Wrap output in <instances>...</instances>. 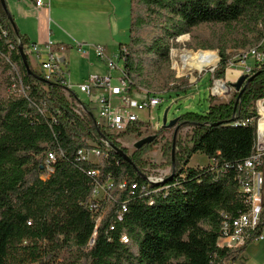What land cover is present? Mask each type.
<instances>
[{
  "label": "trees",
  "instance_id": "trees-1",
  "mask_svg": "<svg viewBox=\"0 0 264 264\" xmlns=\"http://www.w3.org/2000/svg\"><path fill=\"white\" fill-rule=\"evenodd\" d=\"M131 3L130 42L127 52L121 47L119 53L131 96L158 97L150 95L146 77L169 67L175 41L200 26L235 25L256 30L264 39V0ZM21 45L25 50L33 46L20 31L15 33L0 0V54L11 53L10 63L20 68L24 87L18 97L0 101V264H221L236 260L263 233L264 214L245 247H219L222 213L237 217L246 210L237 173L217 174L210 165L193 168L189 163L199 153L218 167L251 156L256 127L243 124L256 115L254 103L264 98V67L255 70L236 110L235 92L228 103L212 104L205 114L178 119L180 130L190 127L192 132L176 141V171L165 183L149 187L148 169L173 163V141L163 147L165 163L145 159L166 129L160 128L156 139L136 150L132 163L126 162L110 145L129 154L119 138L126 133L140 139L144 124L131 125L121 135L109 133L65 80L44 82L29 75ZM220 57L215 79L224 78L229 62L226 50ZM77 104L83 107L80 113ZM83 149L99 150L102 157L96 164L82 160ZM49 154L56 155L50 174ZM108 181L112 187L107 196L93 199L96 187ZM123 181L127 187L120 190ZM133 184L137 189H131Z\"/></svg>",
  "mask_w": 264,
  "mask_h": 264
},
{
  "label": "built area",
  "instance_id": "built-area-1",
  "mask_svg": "<svg viewBox=\"0 0 264 264\" xmlns=\"http://www.w3.org/2000/svg\"><path fill=\"white\" fill-rule=\"evenodd\" d=\"M36 4L38 7H43L45 6V1L36 0ZM259 27L262 28V24H259ZM262 45H264V39L262 44H259L248 51L242 52L239 55L238 60L234 61L233 59H229L227 68L240 66L242 67L243 75L247 74L251 77L257 68L264 67V50L261 49ZM76 46L78 47V51L86 52L84 45L77 43ZM53 47L54 44L49 43L46 46V53H43L42 49L36 45L28 49L30 50L29 53L36 55L41 67V73L39 75L45 81L55 82L61 79L66 82L65 75L67 71L68 57L62 52L53 51ZM94 47L96 49L97 58L105 59L106 54L103 47L100 45ZM11 49H13V47H11ZM122 49L123 53L127 52L126 47H123ZM119 62L123 64L120 54L115 58L108 59L107 68L110 72L105 76H90L79 86L80 91L85 93L88 97H92L94 91L97 89L106 92L98 97L97 107L99 110L98 117L109 133L114 135L124 134L129 126L139 122L138 113L143 111L150 113V117L145 121V124H150L159 131L161 128L159 124H152V121L155 119L152 113L160 106L162 100L158 97L144 96L143 98L138 99L131 96L129 94V80L124 74L123 66H119ZM216 67L217 66L211 71L214 72ZM114 72L118 73V86L115 87L113 86V80L115 79ZM213 80L214 85L211 90L213 97H231L235 90L228 82H225L223 79H215L214 76ZM13 86L14 88L17 87L16 84ZM67 86L70 88L69 84H67ZM114 96H116L117 101ZM77 106L79 108L77 112L80 113V109L83 110V107L79 104H77ZM254 110L256 111V115L243 124L244 126L249 124L256 127V141L251 156L235 165L224 164L222 167H218L217 164L209 159L208 164H206L210 165L211 169L217 174L236 171L238 193L246 207V210L240 213L237 217L228 216L227 214L222 213L224 220L218 239V246L221 248L237 250L245 247L247 242L255 235L264 214V98L259 99L254 103ZM91 153L96 156V159H98L99 162L102 157V153L99 150L87 151L83 149L79 152V156L82 160L92 162L90 158ZM55 160L56 155L49 154L48 159L46 160L48 174L53 172L51 164L54 163ZM97 174V171L92 172V175ZM170 174H172V170L164 174L160 173V171L147 174L149 187L165 183L166 177ZM111 187V181H108L106 186H97L93 194V199H98L97 197H99V194L101 195L103 192H105L104 197H106L107 190ZM126 187V181H123L119 185L120 190H124ZM131 189H137V185L133 184ZM123 211L126 212V209ZM121 240L124 243H128V238L126 236H123ZM263 241L264 231L260 236L253 240V242ZM93 243L94 241H91L90 245H93ZM221 264L239 263L236 260L227 259Z\"/></svg>",
  "mask_w": 264,
  "mask_h": 264
},
{
  "label": "rangeland",
  "instance_id": "rangeland-1",
  "mask_svg": "<svg viewBox=\"0 0 264 264\" xmlns=\"http://www.w3.org/2000/svg\"><path fill=\"white\" fill-rule=\"evenodd\" d=\"M257 32L255 30L251 33L235 25L225 27L223 25L209 24L200 26L191 34L179 37L174 43V48L171 50V65L162 70L150 72L146 77L148 84L147 90L151 92L150 95H157L159 99L162 100L160 106L152 113L155 118L152 124H159L162 128L163 118L166 113L168 123H170L187 113L205 114L209 110L212 101H230L235 91L231 97L227 98L213 97L211 92L214 85L212 76H214L213 74L218 68L221 60L220 52L226 50L229 59H233L234 61L238 60L242 52L262 44V40L258 38ZM154 33L155 31H152L144 34V36H152ZM206 47L212 48V50H203V48ZM189 52L199 57L206 55L217 56L218 65L216 64L217 67L214 72L211 70L214 69L216 65L201 71L192 73L185 72L181 57ZM10 54V52L8 55L0 54V101H7L12 97H18L24 92L22 73L17 64L10 63ZM32 61H34L33 58ZM35 66L36 69L34 71L40 74V63L36 62ZM119 66L121 67L123 64L119 62ZM117 75L118 73L114 72V77H117ZM242 75V67H228L223 80L229 84H233L237 82ZM185 83L188 84L187 88H185ZM14 84L17 85L16 88H14ZM113 86H117L115 82ZM185 90L187 91L183 92ZM77 94L82 102H87L85 94L80 92H77ZM76 109H79L78 106H76ZM98 113L99 110L98 107H96L94 114L99 121H101L98 117ZM174 131L175 129L166 130L159 138L158 145H156L152 152L145 156V159L158 166L165 163L166 160L163 157V147L167 142L171 143L174 140ZM157 132L158 131L152 125L144 124L141 129V138L154 136ZM191 132L192 129L190 127L182 128L178 133L177 141L186 140V136L191 134ZM140 139L134 134L125 133L119 138V142H128V145L121 144L128 149L130 154H133L136 151L134 145ZM90 158L94 161L96 160V156L93 153L90 154ZM207 163L208 158L199 153L192 157L189 167H201L205 166ZM171 170L172 166L157 169L149 168L147 174L159 171L164 174ZM43 177L44 179L47 178V176ZM104 196L105 192L101 195L99 194L97 198L101 199L104 198Z\"/></svg>",
  "mask_w": 264,
  "mask_h": 264
},
{
  "label": "crops",
  "instance_id": "crops-1",
  "mask_svg": "<svg viewBox=\"0 0 264 264\" xmlns=\"http://www.w3.org/2000/svg\"><path fill=\"white\" fill-rule=\"evenodd\" d=\"M5 1L18 30L26 36L30 45L39 46L46 53V46L53 43V51L67 55L66 83L76 94L82 93L79 86L90 76L107 75L110 72L107 68L108 59L117 57L121 47L130 42L131 0H44L43 7H38L36 0ZM77 43L84 45L86 52L78 51ZM96 45L103 47L105 59L97 58ZM26 52L31 67L35 70L38 59L36 55L29 53V49ZM114 78L113 83L118 86V78ZM105 93L97 89L92 97L82 94L86 95L87 102L94 111L98 106V97ZM132 96L138 99L144 97L138 93H133ZM114 97L117 101L116 96ZM228 102L229 100L215 101L212 104ZM148 113L139 112L138 123L145 124L150 117ZM121 143L128 145L125 141ZM91 161L97 163L98 159ZM236 261L239 264H264V241L251 243Z\"/></svg>",
  "mask_w": 264,
  "mask_h": 264
},
{
  "label": "water",
  "instance_id": "water-1",
  "mask_svg": "<svg viewBox=\"0 0 264 264\" xmlns=\"http://www.w3.org/2000/svg\"><path fill=\"white\" fill-rule=\"evenodd\" d=\"M1 4H2V7L4 8V10L6 11L8 19H9L15 33L17 35H19V30L17 28V25L14 21L13 16L11 15V13L9 12V10L7 8L6 1L1 0ZM19 51L21 54L22 62L24 64L28 74L34 76L36 79H38L40 81L45 82V80L39 74H35L33 72V70L31 69V64L29 63V56H28L24 46L21 45L19 47ZM255 77H256V75L249 77L247 74H245V75H242L237 82L230 84V86L235 90V92L238 93V98H237L236 104H235V110L237 109V106L241 100L243 93L246 91L248 85L254 80ZM177 123H178V119L168 123L167 113L165 114V116L163 118L162 128L166 129V130L175 129L173 146H172V160H173L172 161L173 162L172 163V170H173V173L176 171V163H175L176 141H177L178 133L180 132V128H181L180 126L177 125ZM155 139H156L155 135L154 136H147L145 138H141L140 140H138L135 143L134 147L136 150H139L144 145L151 144ZM110 147L112 150H114L116 153H118L126 162L132 163V160H131L132 154H130V153L126 154L123 151V149L117 148L115 145H110Z\"/></svg>",
  "mask_w": 264,
  "mask_h": 264
},
{
  "label": "bare ground",
  "instance_id": "bare-ground-1",
  "mask_svg": "<svg viewBox=\"0 0 264 264\" xmlns=\"http://www.w3.org/2000/svg\"><path fill=\"white\" fill-rule=\"evenodd\" d=\"M181 60L184 64L185 72L188 73L201 71L205 68L215 66L217 64V56L215 55H206L199 57L198 55L191 52L185 53V55L181 57Z\"/></svg>",
  "mask_w": 264,
  "mask_h": 264
}]
</instances>
